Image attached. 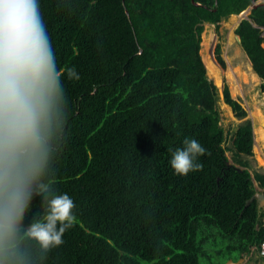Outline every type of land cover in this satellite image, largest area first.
I'll return each mask as SVG.
<instances>
[{"label":"trees","instance_id":"1","mask_svg":"<svg viewBox=\"0 0 264 264\" xmlns=\"http://www.w3.org/2000/svg\"><path fill=\"white\" fill-rule=\"evenodd\" d=\"M252 2L40 0L58 66L80 74L64 78L70 118L56 175L77 222L48 264H200L213 239L240 258L260 244L264 211L253 197L264 173L249 160L253 124L225 86V103L243 120L225 147L218 88L206 70L215 38L207 29L202 40L206 24L231 16L236 25ZM235 34L264 93V2ZM215 55L225 67L219 46ZM261 121L264 148L262 113ZM185 137L206 152L201 169L181 176L169 149Z\"/></svg>","mask_w":264,"mask_h":264},{"label":"clouds","instance_id":"2","mask_svg":"<svg viewBox=\"0 0 264 264\" xmlns=\"http://www.w3.org/2000/svg\"><path fill=\"white\" fill-rule=\"evenodd\" d=\"M65 77L80 74L58 66L40 0H0V264H48L77 222L74 199L56 187L70 118ZM169 151L175 174L202 168L195 138Z\"/></svg>","mask_w":264,"mask_h":264},{"label":"rangeland","instance_id":"3","mask_svg":"<svg viewBox=\"0 0 264 264\" xmlns=\"http://www.w3.org/2000/svg\"><path fill=\"white\" fill-rule=\"evenodd\" d=\"M260 1L264 2V0H259V2ZM230 17L222 20V22H220L218 27L216 25H205V29L202 34V40L206 30L209 29L211 31L210 34L213 36V38H215V41H212L211 43L210 51L212 53L213 63L221 71V85L217 81L215 72L206 67L207 75L214 82V84H215L214 79L216 80L217 85L216 84L215 85L217 86L219 93V100L217 105L221 116L220 123L221 126L224 128L225 133L227 134V141L225 143V147L227 148L231 147V140H230L231 133L234 132L243 121L235 117L232 109L230 110V108L226 106V103L224 101L223 91L225 86H227L228 89L230 90L233 99L240 102V104L244 107V109L247 112V119L251 120L253 124V133H254L253 156L249 158L252 166V171L257 170L260 173H264V148L261 144L262 134L261 136L259 135V131L257 129L258 125L255 124V120H254L255 116L258 113L260 114L262 113L264 115V93L262 92L261 89L262 81L260 78L259 80H254V75H253L254 70L252 68V64L248 56L246 55L245 51L242 50L243 48L241 47L240 43L237 41L238 39L235 38L234 45L229 46V34L230 32H232L236 37L237 35L235 34V30L239 24V23L236 25L229 24ZM218 46L220 47L221 50V56L225 61V67H221L217 63L215 51ZM263 47H264V42H263ZM200 54H201V49H200ZM202 59H204V61L206 62L204 56ZM229 68L231 70H234L236 68L239 69V73L241 75L239 76V83H240L239 92H237L235 86L236 83L234 80V74L228 71ZM257 142H259L258 149L256 148ZM226 155L230 160V163H233V153L231 151H227ZM255 185L257 190L256 196L257 199L259 200V207L262 209V211H264V198H263L264 188L263 189L260 188L257 183H255ZM226 245L227 242H224L222 239H213V241L208 242L206 248L207 255L200 257V264H226L229 261H233V263L239 262L242 258L239 257L238 252L233 251L231 253H228L225 249ZM243 259L244 260L241 262V264H264V260L257 257L255 253L246 254L243 256Z\"/></svg>","mask_w":264,"mask_h":264},{"label":"bare ground","instance_id":"4","mask_svg":"<svg viewBox=\"0 0 264 264\" xmlns=\"http://www.w3.org/2000/svg\"><path fill=\"white\" fill-rule=\"evenodd\" d=\"M233 16H235V15H233ZM235 38H237V37H235L234 36V34L233 33H231L230 35H229V46H233L234 45V39ZM238 41V40H237ZM236 46V45H235ZM237 48V47H236ZM243 50V49H242ZM244 51V50H243ZM226 52V51H225ZM239 55V54H238ZM228 58V57H227ZM232 67V66H231ZM253 68V67H252ZM208 69H211V70H213L214 72H215V74H216V78H217V81L220 83V85H221V71L219 70V68L214 64V63H211L209 66H208ZM229 72H231V73H233L234 74V80H235V83H236V89H237V92H239V90H240V83H239V76H241L240 75V73H239V69L238 68H236V69H234V70H231L230 68H229V70H228ZM250 71V70H249ZM238 74V75H237ZM253 75H254V80H259V76L254 72L253 73ZM214 81H215V84H216V80L214 79ZM231 81V80H230ZM217 85V84H216ZM255 95V94H254ZM257 95V94H256ZM258 96V95H257ZM253 97V96H252ZM255 101V100H254ZM226 106L227 107H229L227 104H226ZM256 106V105H255ZM230 108V107H229ZM230 110H231V108H230ZM255 113V112H254ZM258 115V116H257ZM256 116H255V124H257L258 125V127H257V129H258V131H259V135L261 136V134H262V121H261V114L260 113H258ZM258 146H259V142H257L256 143V148L258 149Z\"/></svg>","mask_w":264,"mask_h":264},{"label":"water","instance_id":"5","mask_svg":"<svg viewBox=\"0 0 264 264\" xmlns=\"http://www.w3.org/2000/svg\"><path fill=\"white\" fill-rule=\"evenodd\" d=\"M263 2H259V0H253V2H252V4L245 10V11H243L242 13H241V16H242V18H241V20H240V22H239V24H238V26L240 25V23L243 21V20H249V16H250V14H251V11L253 10V9H255V8H257L259 5H261ZM256 26V25H255ZM257 27V26H256ZM237 37V39H238V42L241 44V41H240V38H239V36H236ZM262 81V80H261ZM240 170V169H239ZM255 198H257V196L255 195L254 197H253V199H255ZM244 259L242 258L239 262H236V263H233V261H229L228 263H226V264H241V262L243 261Z\"/></svg>","mask_w":264,"mask_h":264},{"label":"built area","instance_id":"6","mask_svg":"<svg viewBox=\"0 0 264 264\" xmlns=\"http://www.w3.org/2000/svg\"><path fill=\"white\" fill-rule=\"evenodd\" d=\"M256 254L257 257L264 260V236L257 246H254L251 250V254Z\"/></svg>","mask_w":264,"mask_h":264},{"label":"crops","instance_id":"7","mask_svg":"<svg viewBox=\"0 0 264 264\" xmlns=\"http://www.w3.org/2000/svg\"><path fill=\"white\" fill-rule=\"evenodd\" d=\"M206 25H213V24H206ZM241 45V44H240ZM242 47V46H241ZM260 78V77H259ZM261 79V78H260ZM262 80V79H261ZM262 82H263V80H262ZM263 189V188H262ZM264 198V197H263Z\"/></svg>","mask_w":264,"mask_h":264}]
</instances>
